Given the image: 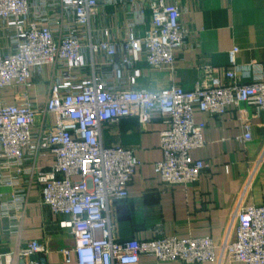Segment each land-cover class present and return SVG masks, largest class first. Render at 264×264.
Masks as SVG:
<instances>
[{"label":"built area","instance_id":"1","mask_svg":"<svg viewBox=\"0 0 264 264\" xmlns=\"http://www.w3.org/2000/svg\"><path fill=\"white\" fill-rule=\"evenodd\" d=\"M100 1L58 0L62 11L71 12L72 24L54 30L44 19H27L29 0H0V19L13 31V49L0 55V92L29 86L33 69L44 65L60 69L42 107L28 100L14 104L0 100V187L13 188L7 202L0 193L1 214L22 209L23 195L16 185L25 173L40 185L41 203L65 218L63 224L74 241V262L64 250V264H139L141 256L185 263L219 262L227 256L244 264H264V204L237 207L230 221L233 237L220 243L207 236L117 239L110 205L127 197L140 162L132 148L104 146L102 127L126 117L147 123L160 116L165 128L159 133L161 159L153 164V171L166 187L190 185L205 168L201 160L190 157L191 150L204 146L205 124L194 120V110L219 118L243 103L264 112V76L240 84L234 70H225L226 82L209 76V81L191 90L175 85L158 91L134 89L139 71L132 69L124 78L125 67L143 57L151 68L172 69L175 53L184 47L186 31L179 24V9L164 0L149 4V23L141 35L130 29L121 43L105 39L89 44L91 53L108 58L110 76L123 88L95 73L83 75L80 28L88 24ZM118 52L122 56L115 64ZM236 52L233 48L228 53L230 65ZM204 72L211 75L214 68L206 67ZM47 116L53 122L48 123ZM242 138L250 140L247 126ZM44 153L52 159L47 169L22 167L25 160ZM251 178L252 174L248 181ZM45 252L32 240L16 256L24 259Z\"/></svg>","mask_w":264,"mask_h":264},{"label":"crops","instance_id":"2","mask_svg":"<svg viewBox=\"0 0 264 264\" xmlns=\"http://www.w3.org/2000/svg\"><path fill=\"white\" fill-rule=\"evenodd\" d=\"M154 0H101L82 33V54L86 63L83 75L95 73L116 88H123L110 76L108 58L91 53L90 43L107 40L124 41L132 29L141 35L150 17L149 4ZM179 9V24L186 31L184 47L175 53L172 69L151 68L140 57L124 68V78L132 69L139 71L134 89L158 91L171 85L185 90L209 81L210 77L226 82L225 70H234L237 83L244 84L264 76V0H164ZM27 19L41 18L55 29L72 24L71 12L62 11L58 0H29ZM107 32V35H104ZM13 31L0 19V55L13 49ZM237 48L234 65L228 53ZM118 52L113 63L120 61ZM206 67L214 68L209 75ZM60 76L58 66L44 65L33 69L30 85L0 92V100L14 104L28 100L42 107L50 84ZM119 85V86H118ZM196 122H203L204 146L190 151L193 160L205 163L199 178L190 185L166 187L153 171L161 159L159 133L165 128L162 118L154 115L147 123L135 117L120 119L114 126H104L100 139L104 146L119 144L134 150L140 162L128 187L127 197L113 201L110 217L117 239H151L156 235L176 238L210 237L220 243L233 237L230 221L237 207L264 204V112L238 104L217 118L194 110ZM53 122L52 116L45 119ZM245 126L250 140H243ZM261 159L259 160L260 156ZM259 160V161H258ZM51 156L44 153L25 160L22 167L47 169ZM255 168V169H254ZM252 174L251 180L248 181ZM23 195L21 210L1 214L0 264H64L63 251L74 262L73 237L63 224L64 217L52 213L41 203L40 185L27 174L16 185ZM13 188L0 187L2 201L11 199ZM46 248L45 253L18 259L16 253L30 241ZM139 264H244L230 257L219 262H159L141 256Z\"/></svg>","mask_w":264,"mask_h":264}]
</instances>
